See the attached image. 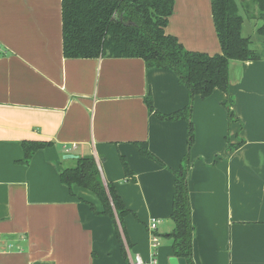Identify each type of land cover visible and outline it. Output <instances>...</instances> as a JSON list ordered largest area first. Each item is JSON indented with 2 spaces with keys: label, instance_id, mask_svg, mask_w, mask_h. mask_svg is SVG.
Returning a JSON list of instances; mask_svg holds the SVG:
<instances>
[{
  "label": "crops",
  "instance_id": "crops-1",
  "mask_svg": "<svg viewBox=\"0 0 264 264\" xmlns=\"http://www.w3.org/2000/svg\"><path fill=\"white\" fill-rule=\"evenodd\" d=\"M241 14L242 35L259 60L231 61L229 93L215 90L193 104L194 264H264L263 21ZM62 24V0H0V264L148 261L153 220L158 264H170L173 171L187 153L188 124L160 120L145 99L172 114L189 104L188 90L174 72L142 59L65 58ZM165 33L188 51L222 52L211 0H175ZM24 142L53 146L24 165ZM137 143L163 165L142 156ZM81 156L96 159L130 210L128 240L118 219L92 210L103 211L95 194L74 187L72 195L62 184V171Z\"/></svg>",
  "mask_w": 264,
  "mask_h": 264
},
{
  "label": "trees",
  "instance_id": "trees-1",
  "mask_svg": "<svg viewBox=\"0 0 264 264\" xmlns=\"http://www.w3.org/2000/svg\"><path fill=\"white\" fill-rule=\"evenodd\" d=\"M175 0H62L63 54L67 59H142L148 68L174 72L181 85L189 94V104L172 114L155 111L151 95L145 102L151 113L162 121L177 122L185 120L188 124L187 153L175 175L171 222L173 230L171 241L173 257L193 261L194 225L188 188V175L191 168V150L195 143V128L192 122L194 100L211 97L215 90L229 93V66L231 61H256L259 57L250 48V40L242 35L244 17L241 9L250 19L263 21L259 30L264 35V0H211L213 21L221 46V54H208L188 51L177 40L167 35L165 28L173 14ZM252 7L254 10L252 11ZM230 110V108H229ZM242 145L230 146L236 150ZM53 146L47 142H24L25 158L21 164L29 165L33 156L42 149ZM140 154L161 165L148 149L147 143H137ZM127 175L128 163L122 158ZM62 184L74 195V187L95 194L103 206L96 214L116 219L127 239L125 218L130 210L118 195L113 183H105L96 159L81 156L76 165L66 168L60 175ZM119 232V231H118ZM122 252L126 250L118 233ZM128 240V239H127ZM129 245V241L127 242Z\"/></svg>",
  "mask_w": 264,
  "mask_h": 264
},
{
  "label": "built area",
  "instance_id": "built-area-1",
  "mask_svg": "<svg viewBox=\"0 0 264 264\" xmlns=\"http://www.w3.org/2000/svg\"><path fill=\"white\" fill-rule=\"evenodd\" d=\"M2 49L0 48V54ZM159 221L153 220L150 223L149 233H150V240L152 244V257L150 260L145 261L140 256H137L134 260H131V264H158L157 255H158V248H159V237L156 234L157 225Z\"/></svg>",
  "mask_w": 264,
  "mask_h": 264
},
{
  "label": "water",
  "instance_id": "water-1",
  "mask_svg": "<svg viewBox=\"0 0 264 264\" xmlns=\"http://www.w3.org/2000/svg\"><path fill=\"white\" fill-rule=\"evenodd\" d=\"M170 264H187V263L185 259L173 257L170 259Z\"/></svg>",
  "mask_w": 264,
  "mask_h": 264
},
{
  "label": "rangeland",
  "instance_id": "rangeland-1",
  "mask_svg": "<svg viewBox=\"0 0 264 264\" xmlns=\"http://www.w3.org/2000/svg\"><path fill=\"white\" fill-rule=\"evenodd\" d=\"M252 9H254V7H252ZM75 165H76V161H74Z\"/></svg>",
  "mask_w": 264,
  "mask_h": 264
}]
</instances>
